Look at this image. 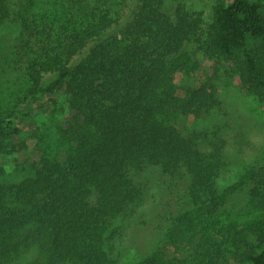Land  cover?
<instances>
[{
  "label": "trees",
  "instance_id": "trees-1",
  "mask_svg": "<svg viewBox=\"0 0 264 264\" xmlns=\"http://www.w3.org/2000/svg\"><path fill=\"white\" fill-rule=\"evenodd\" d=\"M165 4L73 0L47 15L35 3L15 12L22 35L28 33L27 89L13 108L0 105V156L15 151L17 118L46 95L64 91L72 115L60 130L61 151L44 150L24 178L7 181L0 164V255L24 264H117L107 231L142 193L131 170L152 164L189 177L190 209L172 219L167 237L188 241L192 251L168 258L156 249L135 264H264V166L245 175L250 219L224 221L236 190L218 186L227 164L223 147L203 151L198 140L205 132L185 135L177 125L220 105L212 78L188 84L183 94L176 83L178 71L195 70L187 46L203 20L183 2L172 10ZM263 7L258 0H216L206 36L197 39L205 58L228 64L260 102ZM11 13L9 0H0V26Z\"/></svg>",
  "mask_w": 264,
  "mask_h": 264
},
{
  "label": "rangeland",
  "instance_id": "rangeland-1",
  "mask_svg": "<svg viewBox=\"0 0 264 264\" xmlns=\"http://www.w3.org/2000/svg\"><path fill=\"white\" fill-rule=\"evenodd\" d=\"M215 1L166 0L165 7L172 10L178 2H183L191 13L199 14L203 24L197 39L201 40L206 36ZM258 1L264 5V0ZM9 2L12 13L0 26V105L4 108H13L27 89L25 66L29 57L26 46L28 33L22 35V26H19L15 12L23 9L25 4L35 3V11L47 15L61 11V5L73 0ZM197 39L187 46V50L193 54L195 63L193 61L192 66H195V70L189 74L184 71L176 73L178 90L183 94L188 84L198 85L201 80L210 77L217 85L220 105L202 117L183 116L177 125L185 135L193 131L205 132V137L198 140V146L203 151L214 144L223 147L227 164L218 177V186L224 189L234 185L236 190L228 198L223 220L242 224L252 216L247 206L248 179L245 175L253 167L264 166V102L243 88L238 75L226 71L228 64H225L226 68L217 67L214 61L207 60L198 49ZM71 115L64 91H56L37 101L18 117L16 124L20 131L14 135L15 151L0 156V164L6 172L5 179L18 181L24 178L30 173L31 164L40 159L44 150L52 149L53 153H59L60 130ZM130 173L142 193L127 214L115 220L107 231V247L117 258V264H135L156 249L168 258L189 255L192 248L188 241L173 244L167 237L172 219L190 209L188 175L183 172L170 176L152 164L132 169ZM3 255H0V264H24L22 261H10Z\"/></svg>",
  "mask_w": 264,
  "mask_h": 264
}]
</instances>
